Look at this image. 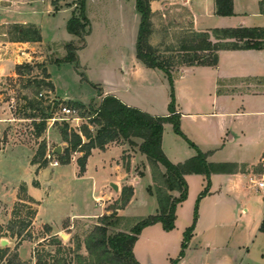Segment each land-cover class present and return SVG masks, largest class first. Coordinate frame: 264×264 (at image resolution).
<instances>
[{
    "label": "rangeland",
    "instance_id": "374dc122",
    "mask_svg": "<svg viewBox=\"0 0 264 264\" xmlns=\"http://www.w3.org/2000/svg\"><path fill=\"white\" fill-rule=\"evenodd\" d=\"M235 1L233 15L218 16L213 14L204 17L200 20L201 27L205 26L213 30L222 29L226 26L237 27L242 23L247 27H264V12H262L258 1ZM0 3V21L6 24L0 23V59H3V49H1L3 42L9 41V33L12 31L13 24H34L39 28L42 37L39 45L32 44L37 49L31 58L25 57L19 64H31L35 67L32 72L22 76L16 74L3 76V73L0 74V112L3 113L4 109L8 118L12 120L7 123L4 137L2 136L0 140V244L2 245L3 240L8 241V244L3 247L10 248L9 257L19 251L21 258L32 263L35 260L33 259L35 249L40 252L52 253L57 250V247L47 246V242H43V238L47 235L44 230L45 224L51 225L54 229L59 227V232L55 235L62 239L64 246L74 247V242L77 239L81 242L84 241L86 235L99 222V219L65 221L62 225L63 220L72 215H82L83 213L99 215L103 208L96 206L97 197L104 200L102 203L106 202L105 208L113 210L117 207V201L121 196L118 200L107 201L109 192L113 188L110 183L104 181V174H96L101 177H99L96 191L92 192L91 186L89 189L86 185L88 181H76L72 168L61 169V167L48 165L37 170L31 164L40 144L44 141L48 143V130L51 127L53 131L60 133L61 124L67 123L70 128L81 134V130L84 126L89 125V121L85 118L79 125H76L74 122H52L49 120L47 130L39 138L35 136L32 120L22 119L24 112H38L36 110L31 111L28 102L36 97L43 99L44 106L54 105L53 117L62 118L61 109L63 107L73 108L70 104L72 102L77 101L85 106L93 104L97 108L101 102L98 98L94 99L97 95L96 88H106L107 85L115 86L127 102L134 103L132 100L136 101L148 112H168L170 114L174 94L175 108L178 114V97L174 76L172 89L168 77L163 81L165 86L162 88L154 76L140 73L135 75L131 72L141 25L137 0H85L83 11L89 21L86 28L89 34L85 37L75 36L68 31V22L74 15L79 18L81 14L80 0H0ZM176 9L180 10H175V7L167 10L168 17L166 19L164 17L152 19L153 33L150 44L161 53L172 46H176L180 33L190 26L191 20L188 14L181 8ZM166 27L169 29L166 30ZM68 45H72L75 49L76 60H67L69 56ZM165 56L177 55L168 53ZM43 66H46L54 87L50 94L44 90H38L36 87V82L43 78L41 70ZM38 91L40 93H37ZM55 105L57 106L55 107ZM245 107L249 109L251 106ZM230 113L232 114L226 119L227 132L231 131L235 135L237 146L245 147V143L254 142L257 144L259 139L264 138L261 134L264 131V112H245L246 114L238 115L233 114L236 112ZM36 114L38 117L40 116L39 113ZM39 120L38 118L35 121L39 122ZM197 124L196 121L184 120L181 122L180 117V130L184 136L177 134L174 127L170 129L175 138L173 141L168 137L166 141L170 155L176 158L182 150L195 149L190 144L191 142L195 145V142L189 137L191 135L197 141L202 142V136L194 130L197 128ZM90 130L93 134L96 133L95 126H90ZM83 140V142H87L85 137ZM222 140L223 142L228 141L226 135H223ZM204 144L207 145L205 142ZM15 146L17 148L3 153L6 148ZM209 146L214 147V144ZM252 148L254 146H249V149ZM250 152L243 156L232 157L244 160L251 159L253 156ZM78 155L80 156V154ZM123 161L126 162V156L123 157ZM92 164L94 165L91 167L93 170L97 169L101 172L102 159L99 156L92 159L91 166ZM143 171V164H140L136 172L138 175H143ZM263 177L264 175H257L256 179L261 181ZM145 183L144 181L143 185ZM21 184L27 185V189L35 195L42 206L39 216L42 224L35 219L33 226L28 231L33 239L22 242L19 239L8 237L6 233V228L13 218L15 205L21 197ZM188 186L187 201L182 207L185 209L182 215L178 216V219L176 217L175 228L171 231H165L161 224H156L146 227L139 235L134 253L140 264H182L184 260L187 261V251L191 239L195 235L196 226L186 249H183L184 233L193 225L196 211L197 222L202 218L201 229H199L198 237H196L198 240L206 236L207 224L212 215L216 216L218 205H225L219 207L217 213L223 219L222 221L230 224V227H218L214 232H218V235L224 237L235 238L240 236L244 224L237 222L245 208L253 209L257 215L261 213L262 206L260 204L256 202L253 204L254 208L252 207V200L256 199L254 197L247 201L242 196L231 193V196L227 198L228 202L217 201V204H214V202L206 201L203 203L202 200L207 197L205 195L200 198L204 189L202 192L198 190L196 183ZM254 193L250 192L251 195ZM263 194L264 191L255 193L256 197ZM137 198L138 205L126 211L127 215L139 219L156 214L153 212V207L157 205L153 199L148 200L147 197H143L142 192ZM147 200L150 201L149 204ZM146 204L148 205L146 206ZM34 207L37 208L35 205ZM26 212L22 213V218L25 217ZM189 216L191 222L185 227L189 221ZM242 217L244 218L243 215ZM123 228H125V224L110 230L111 232H118ZM52 233L54 234V232ZM257 236L254 245L255 250L264 247V234L258 233ZM40 243L41 245H39ZM183 250L184 254L180 259ZM81 254L88 256L84 245ZM214 256L215 253L211 256V260L214 259ZM9 257L1 260L0 264H8ZM70 258L73 259L74 257L71 256ZM73 264L76 262L73 261Z\"/></svg>",
    "mask_w": 264,
    "mask_h": 264
},
{
    "label": "trees",
    "instance_id": "16d2710c",
    "mask_svg": "<svg viewBox=\"0 0 264 264\" xmlns=\"http://www.w3.org/2000/svg\"><path fill=\"white\" fill-rule=\"evenodd\" d=\"M84 2L85 0H80L81 14L79 18L74 15L68 22L69 33L79 37H85L89 34V31L86 30L89 21L83 11ZM137 10L141 15V25L136 45V57L147 68L163 71L168 77L172 89V71L175 68L216 67L219 62L220 51L264 49V28L261 27L216 28L209 32H197L191 25L180 33L176 46H172L161 53L150 44V39L153 33L152 19L155 17L161 19L162 14L153 13L151 0H137ZM185 11L189 15V12ZM215 14L218 16L233 15L234 0H215ZM11 28L10 42L40 43L42 40L41 32L34 24H13ZM165 29L168 30L169 27ZM68 49L67 60H76L77 56L73 46L68 45ZM168 53H174L177 56H165ZM34 69L35 67L31 64L17 65L15 74L22 76L25 73L29 74ZM41 70L43 78L36 82V87L38 90L51 93L54 90L51 76L46 66H43ZM96 89L98 96H101V90ZM28 103L31 111L36 110L38 112H24L22 119L32 120L35 136L40 138L47 130L48 121L53 118L52 109L54 105L50 104L46 107L43 99L37 97ZM70 104L74 109L83 111L80 114L88 119L89 125L84 126L80 134L70 128L67 123L61 124L59 127L60 135L67 147L61 155L54 156L57 161L61 165H68L72 162L75 153H82L83 155L77 160L80 169L79 174L82 176L86 171L87 160L92 150H104L107 145L114 142H127L129 145L137 147L148 160L154 182V187L149 188V193L156 197L159 211L155 215L139 219L120 217L118 211L126 208L134 194L133 188L125 187L122 189L121 198L117 201V207L109 210L110 214L98 218L99 222L86 235L84 241L81 242L77 239L74 242V247L64 246L62 239L52 233V227L47 224L44 225L47 235L43 238V242H47V246L57 247V250L52 253L40 252L35 249L33 255L35 264H73V261L76 264H140L133 250L143 229L156 224H161L165 231H171L175 228L177 207L185 202L188 196L189 186L185 176L203 175L206 177V187L200 195L202 198L209 193L211 175L235 173L239 169L236 164L209 163L207 159L210 154L203 153L191 142V146L197 151L193 158L180 164H173L167 158L162 149L164 125L171 123L175 132L184 136L180 130L181 116L176 112L174 94L170 106L171 112L164 117L152 116L139 109L129 107L113 96L105 97L97 108L93 104L85 106L77 101ZM36 113H39L40 116L38 117ZM38 118L40 120L36 122L35 120ZM90 126L96 127L95 134L91 132ZM83 137L87 139V142H83ZM47 155V143L44 141L33 156L31 164L37 166V170L47 167L51 162ZM175 193L177 195H174ZM20 194L21 197L15 205L13 218L6 228V233L8 237L19 239L20 242L31 241L33 237L28 231L37 217L40 203L28 194L26 184H21ZM24 211L27 212L22 218ZM197 217L196 211L193 225L184 233L183 249L188 247ZM133 223L134 225H132ZM123 224H125V228L118 232H111V228L117 229ZM260 231L264 233V220ZM83 245L88 256L81 254ZM9 252L10 248L0 244V261L9 257ZM183 254L184 250L180 259ZM71 256L74 258H70ZM8 264H31V262L22 261L17 251L8 258Z\"/></svg>",
    "mask_w": 264,
    "mask_h": 264
},
{
    "label": "crops",
    "instance_id": "0c3cea01",
    "mask_svg": "<svg viewBox=\"0 0 264 264\" xmlns=\"http://www.w3.org/2000/svg\"><path fill=\"white\" fill-rule=\"evenodd\" d=\"M256 1L260 3L262 12H264V0ZM234 2L236 1L234 0ZM172 7H175V10L177 11L180 9L176 8H181L184 11L187 10L189 12L188 16L191 20L190 26L192 25L195 31H211L212 28L205 26L201 27L200 20L204 17H208L213 14L215 15V0L151 1V9L153 13H160L165 19L168 17L167 10ZM0 23L3 24V21H0ZM19 24L28 25L26 23ZM240 27L256 28L247 27L243 23L237 27L226 26L223 28ZM32 44L39 45V43L28 42H3L1 48L3 49V59H0V74L3 73V76L15 75L16 66L21 64L25 57L31 58L32 54L35 53L34 51L37 48L33 47ZM131 72L135 75L136 73H140L154 76L158 79V84L162 86V88L165 86L163 81L167 77L166 74L161 70L151 69L144 66L137 59L136 51ZM172 75L174 76L176 83L179 110L178 114L181 116V122L188 120L196 121L198 123L197 128L194 130L202 136V142L197 141L192 135L189 136L195 142L197 148L203 153L210 154L207 159L209 163H227L239 166L238 171L235 173L211 175L209 193L207 194V197L202 200V202L204 203L206 201H210L214 202V204H217V201L228 202L227 198L231 196V193H233L242 196L244 200L247 201H249L252 197L256 198L252 200L253 208V204H256V202L262 206L260 210L261 213L259 215L253 212V209L250 208H245V210H243L237 222L238 224H244L243 231L240 232V236L232 238L220 236L218 235V232H214V230L216 228L218 229V227H230V224L222 221L223 219L219 217L217 213V211L225 205H218L216 216L212 215L210 222L207 224L206 228L208 230L205 231L206 236L200 240L196 237H198L197 233L199 229H201L202 218L198 220L195 228V235L191 239L189 249L187 251V261L184 260L182 264H264V247H259L256 250L254 248L258 238L257 234H264L260 231L264 220V194L259 197H256L255 195V193L258 194L259 192L264 191V188L259 189L257 183L260 180L256 179L257 175H264V138L259 139L257 144H254L256 143L254 142L245 143V147L242 145L237 146V144H235V135L231 131L227 132L228 128L226 124V119L232 114L230 112H236L233 114L237 115L246 114L245 112H264V49L220 51L219 62L216 67H178L172 71ZM98 89L101 90L102 95L98 96L97 93L94 99L98 98L100 99V102L107 96H113L125 105L139 109L152 116L163 117L169 115L168 112H148L132 99L131 100L134 103L127 102L113 85H107L106 88L98 87ZM245 106L251 107L248 109V107L246 108ZM10 121L12 120L8 118L7 112L3 109V113L0 112V140L2 136L4 137L6 127L8 126L7 123ZM172 127L173 125L171 123H166L164 125L162 149L167 158L173 164L184 163L185 161L193 158L197 154V151L196 149H185L184 151H180L178 157L176 158L173 157V155H170L166 147V141L168 137L170 140H175L170 131ZM48 134L49 137L47 145L49 153H52L57 146L62 147L63 153L67 144L62 141L60 133L53 131L51 127L48 130ZM261 134H263L262 136L264 137V131ZM223 135H226L228 141L223 142ZM204 142L207 143V145H205ZM212 143L214 144V147L209 146ZM249 146H254V148L249 149ZM15 148H17V146L6 148L3 150V153ZM249 152L253 156L251 159L244 160L232 157L243 156ZM78 154H80V156ZM82 155V153H75V155H73L72 162L68 165H61L57 161L56 157H54L53 161H51L49 165H54L59 168L61 167V169L72 168L76 181H88V184L86 185H88L89 189L91 186L92 192L96 191L98 181L100 179L99 177H101L96 174H104V181L108 182V184L110 183V185L116 184L119 188L118 191L113 189L110 190L111 192H109L107 201L118 200L124 187L133 188L134 194L131 201L125 209L118 211V215L120 217L130 219L136 218L135 216L127 215L126 211L130 210L135 205H138L137 196L140 192H142L143 197H147L148 200L153 199V201H155L157 206H154L155 208L153 207V212L156 214L158 213L159 205L157 199L149 193V188L154 187L151 169L148 165L146 156L142 154L139 149L124 141L111 143L107 145L104 150L94 149L87 160L85 173L80 176V169L77 160ZM98 156L102 159L101 172L97 169L93 170L91 168L94 167L93 164L91 166L92 159ZM124 156H126L125 163L123 161ZM140 164H143V175H138V172H136ZM33 166L37 169V166ZM242 167L245 168L241 169ZM185 179L188 185L196 183L199 188L198 190L201 192L206 187V177L203 175H187L185 176ZM261 180H264V177ZM144 181L146 182L145 185H143ZM27 190L28 194L39 202L35 195L29 189ZM250 192L255 193L251 195ZM174 195L177 194L175 193ZM148 200L147 203L149 204L150 201ZM102 201L104 200H102L101 197H97L95 201L96 206L103 208L99 215H90L88 213H83L82 215H72L71 217L64 219L62 225L68 220L73 222L75 220L82 219H98L105 214H109V209L105 208L106 202L102 203ZM186 201L178 205L176 210L177 219L178 216L182 215L185 209L182 207ZM39 203L41 204V202ZM148 204H146V206ZM41 207V205L38 206V214L36 217V220L39 223H41L39 220ZM187 207L189 208L190 205ZM254 213L256 214L255 216ZM190 220L191 218L189 216V221L185 227L190 224ZM53 232L54 234H58L59 227L57 229L53 228ZM214 253V259L211 260V256L214 255ZM136 259L138 260V258ZM21 260L26 261L24 258H21ZM31 264H35V260H33Z\"/></svg>",
    "mask_w": 264,
    "mask_h": 264
},
{
    "label": "built area",
    "instance_id": "2783aa9c",
    "mask_svg": "<svg viewBox=\"0 0 264 264\" xmlns=\"http://www.w3.org/2000/svg\"><path fill=\"white\" fill-rule=\"evenodd\" d=\"M42 96V94H41ZM61 113L63 115L62 118H56L53 117L52 119H50L52 122H74L76 123V125H79L80 122H82L85 118L81 116L80 112L77 109L74 108H67V107H63L61 109ZM49 160H52L54 158L53 154L50 153L47 155ZM257 186L259 187V189H263L264 188V180H261L257 183ZM264 198V197H263Z\"/></svg>",
    "mask_w": 264,
    "mask_h": 264
},
{
    "label": "water",
    "instance_id": "95a60500",
    "mask_svg": "<svg viewBox=\"0 0 264 264\" xmlns=\"http://www.w3.org/2000/svg\"><path fill=\"white\" fill-rule=\"evenodd\" d=\"M56 106H57V105H55V107H56ZM52 154H53V156H55V155H61V154H62V147H61V146H57V147L53 150ZM111 186H112V188H113L114 190H116V191L119 190V188H118V186H117L116 184H112ZM1 243H2V246H6V245L8 244V241L3 240Z\"/></svg>",
    "mask_w": 264,
    "mask_h": 264
}]
</instances>
